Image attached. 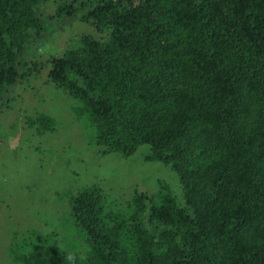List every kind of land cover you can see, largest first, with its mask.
<instances>
[{
    "label": "trees",
    "instance_id": "trees-1",
    "mask_svg": "<svg viewBox=\"0 0 264 264\" xmlns=\"http://www.w3.org/2000/svg\"><path fill=\"white\" fill-rule=\"evenodd\" d=\"M56 3L108 37L78 40L50 83L105 154L149 146L146 161L171 166L185 206L161 185L122 219L88 187L71 205L85 255L48 246L22 263L264 264V0H0V102Z\"/></svg>",
    "mask_w": 264,
    "mask_h": 264
},
{
    "label": "rangeland",
    "instance_id": "rangeland-1",
    "mask_svg": "<svg viewBox=\"0 0 264 264\" xmlns=\"http://www.w3.org/2000/svg\"><path fill=\"white\" fill-rule=\"evenodd\" d=\"M41 7L42 34L21 59V79L0 102V264H23L34 250L56 246L81 259L86 235L71 215L72 200L99 188L109 212L131 216L135 195L157 201L166 185L180 207L184 193L171 166L146 161L141 146L131 158L105 154L96 133L75 118L79 103L50 83L53 60L92 37L105 41L91 22L60 13L61 4ZM50 117L45 129L38 120Z\"/></svg>",
    "mask_w": 264,
    "mask_h": 264
}]
</instances>
